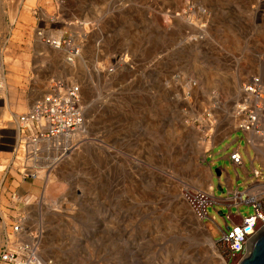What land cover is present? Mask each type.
Instances as JSON below:
<instances>
[{
    "label": "rangeland",
    "instance_id": "rangeland-1",
    "mask_svg": "<svg viewBox=\"0 0 264 264\" xmlns=\"http://www.w3.org/2000/svg\"><path fill=\"white\" fill-rule=\"evenodd\" d=\"M131 44L133 52L121 50ZM67 49L83 56L73 77L62 73ZM0 58L1 122L5 101L10 116L19 114L43 87L72 81L81 86L87 130L81 141L69 137L74 147L85 142L75 161L58 159L54 179L44 168L23 179L20 160L0 152L7 224L0 226V246L21 213L41 253L60 264H209L205 238L220 236L225 223L217 211L225 208H209L213 222L200 224L201 233L188 231L166 185L177 183L179 195L182 185L192 186V174L208 179L201 145L218 133H232L244 147L248 134L230 129L228 116L239 99L235 84L252 75L264 80V0H4ZM121 59L136 72L119 87L111 82L127 72L117 70ZM94 65L108 77H90ZM253 145L249 154L264 175L257 151L264 141ZM238 175L242 189L245 174ZM37 176L55 180L46 194L49 211H39L44 181Z\"/></svg>",
    "mask_w": 264,
    "mask_h": 264
},
{
    "label": "built area",
    "instance_id": "built-area-1",
    "mask_svg": "<svg viewBox=\"0 0 264 264\" xmlns=\"http://www.w3.org/2000/svg\"><path fill=\"white\" fill-rule=\"evenodd\" d=\"M241 89L246 96L237 104L233 100L232 107L234 115L244 116L237 129L243 133L253 131L264 138V82L260 75H254L241 84ZM85 122L81 86L71 81H55L27 111L10 116L13 126L0 128V152L20 160L18 168L25 179L38 169L54 168L58 161L55 159L64 155L69 134L84 126ZM245 140L248 146H254L251 138L245 137ZM229 157L234 165L242 162L237 150ZM2 182L3 177L0 184ZM179 196L202 225L208 220L213 222L214 216L209 215V208H225V213L217 211L223 217L225 227L219 228L220 236L213 239L217 257L223 264H240L249 253L248 243L264 231V175L259 169L252 168L244 188L231 190L222 197L188 184L179 188ZM12 198L17 201L18 197L13 194ZM241 206L249 207L251 213L242 216L239 212ZM233 208L235 213H232ZM236 218L240 221L236 222ZM25 219L18 213L10 221L11 233L5 236L0 246V264H60L41 253L37 237L27 236ZM5 220V213L0 208V226L6 224Z\"/></svg>",
    "mask_w": 264,
    "mask_h": 264
},
{
    "label": "bare ground",
    "instance_id": "bare-ground-1",
    "mask_svg": "<svg viewBox=\"0 0 264 264\" xmlns=\"http://www.w3.org/2000/svg\"><path fill=\"white\" fill-rule=\"evenodd\" d=\"M3 1L4 0H0V2H2L3 3ZM102 1V0H101ZM105 1V0H104ZM146 1V0H145ZM253 1H257V0H253ZM197 12V14H198V16H200V17H204V14H202L200 11H196ZM177 15V14H176ZM181 17H182V15L181 16H175V20H176V23H177V21H180L181 20ZM184 17V16H183ZM201 19V18H200ZM190 28H192V27H190ZM193 29V28H192ZM194 30V32H195V29H193ZM202 33V32H201ZM210 33V32H209ZM226 34V33H225ZM230 34V33H229ZM213 35V34H212ZM224 35V34H223ZM228 35V34H227ZM230 36V35H229ZM231 37V36H230ZM134 41V40H133ZM133 41H131V42H133ZM135 41H138V40H135ZM233 41V40H232ZM77 43H78V45H81V41H80V38H79V36H77V41H76ZM229 43L228 44H230V40L228 41ZM237 43V42H236ZM52 44L54 45V47L55 48H58L59 47V45H58V40L56 39V41H54V42H52ZM235 44V43H234ZM94 46L93 47H95V49L97 50V48H100L101 47V44L98 42L97 44H93ZM227 46V45H226ZM237 46H238V44H237ZM236 46V47H237ZM92 47V46H91ZM105 47V46H104ZM233 47V46H232ZM60 48V47H59ZM103 48V47H102ZM228 48V47H227ZM135 49V45L134 44H131V45H125V46H123L122 48H121V50H125V51H127V52H133V50ZM229 49V48H228ZM94 52V51H93ZM96 52V51H95ZM91 53V52H90ZM135 53V52H134ZM63 54L64 55H67L68 57L67 58H65L64 59V61H63V63H64V66H63V68H62V73H64V74H70V76L71 75H74L75 74V72H77V70H79L80 68H79V66H77L78 64H80L81 62H82V59H83V56L82 55H79L78 53H74L73 52V50H69V49H67V50H65V51H63ZM96 54V53H95ZM98 56H100V54H99V51H98V55H96V57H95V61H97L98 60ZM224 61H226V60H224ZM2 63H3V61H2V59L0 58V65H2ZM83 63V62H82ZM255 65H256V63H254ZM125 67V68H127V72H125V73H122V74H120V75H116L115 76V78L114 79H112V84H114V85H116V86H119V87H122V86H124V83H125V81H127V79L128 78H130V77H133V76H135V72H136V69L134 70L133 68H132V66L130 67L129 66V64L127 63V61L125 60V59H121L120 61H118V63H117V70L119 69V68H121V67ZM257 67L259 66V64H257L256 65ZM255 67V66H254ZM85 68V67H84ZM82 69H83V67H82ZM86 69V68H85ZM81 70V69H80ZM88 71V70H87ZM106 75H107V77H108V74H106V73H101V71L100 70H98V67H97V65H94L93 66V68H92V72L90 73L89 72V76L90 77H96V78H100V77H106ZM252 76H254V75H252ZM255 76H258V75H255ZM71 77H73V76H71ZM251 77V76H250ZM249 77V78H250ZM248 78V79H249ZM248 79L244 82V83H246L247 81H248ZM133 80V79H132ZM263 80V79H262ZM72 82V81H71ZM128 82V81H127ZM263 82H264V80H263ZM1 88V87H0ZM183 89V88H182ZM48 90V88L47 87H43V89H42V91H41V93L42 92H45V91H47ZM184 90V89H183ZM182 90V91H183ZM232 90H233V94L235 95V97L237 96V95H239V96H237V98H239L238 100H237V102H236V104L238 103V101L239 100H242L246 95L243 93V90L241 89V86L239 87L237 84H235V86L232 88ZM185 92V91H184ZM238 92H239V94H238ZM41 93L40 94H38V96H41ZM1 98H3V97H0V99ZM200 101V100H199ZM201 104H203V103H201ZM91 110V109H90ZM1 113H2V122H1V125H0V128H6V127H8V125H11V126H13V124L12 123H10V118H9V116H10V113H9V111H8V108H7V103H6V101H5V107L1 110ZM13 114V113H12ZM11 114V115H12ZM88 114H90V112H88ZM234 115V114H233ZM232 114H230L229 116H228V118H229V120H230V129H234V128H237L238 126H239V124L241 123V122H243V118H244V116H238V115H234L233 116ZM6 125V126H5ZM95 125V124H94ZM86 128H87V126H86ZM98 127H95L94 126V129H97ZM86 133H87V130L85 129V127H81V128H79V129H76L74 132H72L71 134H69V136L68 137H72V140H73V138H76V140L77 141H81V136L83 135H86ZM247 134H248V137L249 138H251L252 139V142H255L256 143V145H258V143L260 142V141H264L258 134H256L255 132H250V131H247L246 132ZM105 138V137H104ZM107 138V137H106ZM107 141H108V139H107ZM46 141H42V143L43 144H46L45 143ZM70 142H71V140H70ZM85 142V141H84ZM83 142V143H84ZM92 142V141H91ZM95 142V141H94ZM213 142V141H212ZM83 143H81V144H77L78 146H75L74 147V145H70V143H67L66 144V147H64V159H66L65 161L67 162V161H69V158H72L73 156H76L78 153H77V148L78 147H80ZM210 143L211 142H209V141H205V142H203L202 143V145H201V150H202V152H204V151H206L207 150V148L210 146ZM88 144V143H87ZM92 144V143H91ZM76 145V144H75ZM90 144H88V146H89ZM95 147V146H94ZM97 147V146H96ZM257 151H258V153L262 156V157H264V148H257ZM76 154V155H75ZM59 158V157H58ZM58 158H56L55 160L57 161L58 160ZM60 159V158H59ZM62 159V158H61ZM73 159V158H72ZM74 160V159H73ZM60 161H62V160H60ZM75 161V160H74ZM59 163H61V162H59ZM72 163V162H71ZM66 164V163H65ZM58 167V166H57ZM60 168H62V166L60 167ZM50 178H52V179H54L55 177H56V173H55V170H54V168H51L50 170ZM64 172V171H63ZM197 173V172H196ZM198 174V173H197ZM191 178H190V181H188V183H190L193 187H196V188H200V189H204V190H208V188L210 187V185L208 184V183H206V181L205 180H203L202 179V177H200V176H197V175H195V174H192L191 176H190ZM178 188V184L177 183H175V182H173V181H170V182H168V184L166 185V190H167V193L170 195H172L173 197H174V199H173V201L171 202V203H174V205H178L179 207H180V209L182 210V213L185 215V220H184V224H185V227H186V229L188 230V231H191V230H196V231H198L199 233H201V223L200 222H198L196 219H195V217L193 216V214L191 213V211H190V209L188 208V206H187V204L180 198V196L178 195V193H177V189ZM46 199L44 198L43 199V204H42V207H41V209H39V211H44V210H48L49 211V209H48V203L45 201ZM174 207H176V206H174ZM28 208H26L25 210H27ZM174 209V208H173ZM173 209H172V211H173ZM53 210H56V211H58V209H56V207L53 209ZM177 210V209H176ZM180 211V210H179ZM52 212V211H51ZM179 213V212H178ZM174 214V213H173ZM6 221V220H5ZM201 224V225H200ZM6 225L7 224H4L2 227L4 228V227H6ZM6 229V228H5ZM30 229H28L27 228V231H26V234H27V236H30V234L28 233V231H29ZM30 237H32V236H30ZM206 241H207V244H206V246H204L203 248H204V252H205V254H207V256H208V262H209V264H223L220 260H219V258L217 257V254H216V251H215V249H214V246H213V240H212V238H211V236L209 235V236H207L206 238ZM205 241V242H206ZM253 242H254V240H252V241H250L249 243H248V252L251 250V248H252V246H253ZM203 251V250H202Z\"/></svg>",
    "mask_w": 264,
    "mask_h": 264
},
{
    "label": "crops",
    "instance_id": "crops-1",
    "mask_svg": "<svg viewBox=\"0 0 264 264\" xmlns=\"http://www.w3.org/2000/svg\"><path fill=\"white\" fill-rule=\"evenodd\" d=\"M37 97L39 96L37 95ZM231 134L232 133H228L225 135L221 133L216 134L213 139H211V141L213 142H211L210 147H208L205 151L202 161V165L207 167L210 171L209 178L206 180L205 178L202 179L210 185L208 190H210L213 195H215L216 191L219 192L218 197H222L228 194L231 190L240 189L239 186L236 185V181L239 179L238 169H240L245 174V182L247 183L249 181L252 168H255L254 160H252V157L249 154V146L247 145L246 140L244 143V147L240 149L238 138H231ZM235 150H237L242 156V162L240 165H234L230 160L229 155ZM243 154L245 157H243ZM208 158L209 160H207ZM247 162L248 166L246 164ZM214 167L215 169L213 170L212 168ZM230 169H232V171L234 172L233 176L229 173ZM37 178L44 181L42 196H44V198L46 199V194L49 192L50 185L54 184L55 180H46L45 178L40 176H37ZM245 182L243 185L246 184ZM31 185L32 183H30L29 185L30 188H32ZM239 221L240 219L236 218V222Z\"/></svg>",
    "mask_w": 264,
    "mask_h": 264
},
{
    "label": "water",
    "instance_id": "water-1",
    "mask_svg": "<svg viewBox=\"0 0 264 264\" xmlns=\"http://www.w3.org/2000/svg\"><path fill=\"white\" fill-rule=\"evenodd\" d=\"M240 264H264V231L254 239L251 250Z\"/></svg>",
    "mask_w": 264,
    "mask_h": 264
}]
</instances>
